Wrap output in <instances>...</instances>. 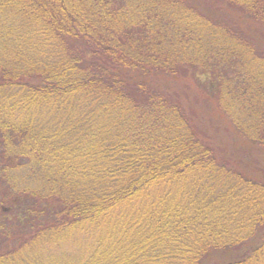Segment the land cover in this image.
Instances as JSON below:
<instances>
[{"label": "trees", "instance_id": "obj_1", "mask_svg": "<svg viewBox=\"0 0 264 264\" xmlns=\"http://www.w3.org/2000/svg\"><path fill=\"white\" fill-rule=\"evenodd\" d=\"M0 264H264V0H0Z\"/></svg>", "mask_w": 264, "mask_h": 264}, {"label": "rangeland", "instance_id": "obj_2", "mask_svg": "<svg viewBox=\"0 0 264 264\" xmlns=\"http://www.w3.org/2000/svg\"><path fill=\"white\" fill-rule=\"evenodd\" d=\"M198 99H199V98L197 97L196 100H198ZM214 137H215V138H218L219 136H218V135H215ZM221 148H222V149H225V150H227V151L229 150L227 144H221ZM222 149H221V150H222ZM225 150H223V151H225ZM239 155H240V154H239Z\"/></svg>", "mask_w": 264, "mask_h": 264}]
</instances>
